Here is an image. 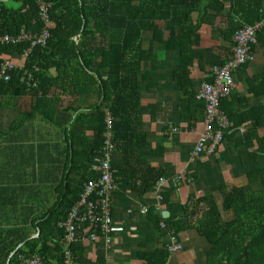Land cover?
I'll use <instances>...</instances> for the list:
<instances>
[{
    "label": "crops",
    "instance_id": "1",
    "mask_svg": "<svg viewBox=\"0 0 264 264\" xmlns=\"http://www.w3.org/2000/svg\"><path fill=\"white\" fill-rule=\"evenodd\" d=\"M225 26L218 22L214 30ZM212 32V28L203 27L195 47V52L204 53L203 69L195 60L190 74L195 96L201 83L208 82L211 69L222 62L210 50L219 45L227 47ZM145 38L147 41L148 36ZM157 50L155 69L146 71L148 80L140 91L137 150L131 153L126 145V150H119L112 159L119 176L111 198L110 248L102 239L92 243L83 236L77 244L81 251L79 264H144L139 254L165 247L169 233L155 226V216L143 215L142 207L153 208L166 219H179L186 227L183 208L190 199L204 197L207 205L214 204L220 210L225 193L248 184L247 175L252 170L248 155L264 136V30L257 36L253 61L234 73L235 88L225 99V108L234 114L222 144L213 155L198 158L193 152L203 130L202 104L194 98L203 115L201 122L190 127L180 121V111L185 108L181 102L183 92L172 78L179 59L176 53ZM61 101L63 107L76 108L77 112H67L57 105L49 120L41 115L27 116L33 105L30 96L0 94V264H9L19 251L25 254L32 247L35 254L46 247L47 256L55 255L53 249L61 235L58 223L62 221L56 220L55 209L69 205L91 171L92 160L85 155L95 146L94 126L83 121L78 127L77 117L96 115L100 101L97 95L86 94ZM167 124L180 131L167 132ZM153 172L162 173L161 192L168 193L174 187L166 202L160 200L158 208L155 189L143 196L137 189L142 183L139 177L152 176ZM177 240L182 250L170 255L166 264H204L209 245L196 231L185 229ZM33 243L37 245L31 247Z\"/></svg>",
    "mask_w": 264,
    "mask_h": 264
},
{
    "label": "trees",
    "instance_id": "2",
    "mask_svg": "<svg viewBox=\"0 0 264 264\" xmlns=\"http://www.w3.org/2000/svg\"><path fill=\"white\" fill-rule=\"evenodd\" d=\"M10 1L13 6L0 1V35L13 36L21 30L30 35L40 33L43 24L38 18L36 0ZM48 2L51 6L48 12L50 37L46 46L34 48L24 62V67L10 72V80L0 84V94L30 96L33 105L27 116L41 115L49 120L56 112L57 105L59 109L67 112H77L76 108L63 107L61 98L69 97L75 100L85 94L97 95L100 101L96 107L97 114L88 116L81 114L77 117L78 127L83 121H86L88 126L92 124L94 126L95 146H92L88 155H85L91 160L98 155L103 144L106 111L113 119L114 154L119 150H126V145L127 151L131 153L137 150L136 126L139 122L140 91L144 82L148 80L146 71L155 69L158 48L161 52L176 53L178 56L179 62L173 69L172 78L178 89L183 92L181 102L185 108L180 111V121L187 122L188 126L192 127L203 119L194 101V84L190 79L195 60H198L200 69L204 66L201 63L204 53L195 52V47L202 38V28H212L214 31L212 34L217 33V38L227 44V47L219 45L213 52L210 50L214 57L218 56L222 61L217 65L219 67L232 58L234 33L244 25H253L264 18L263 0H48ZM218 22L226 26L215 32V24ZM145 35L148 36L147 41L146 38L144 40ZM27 47L26 43L0 45V66L5 60L19 59ZM255 48L256 44L252 46V54ZM25 72L31 74V82L26 81ZM206 81L212 82V69L210 78ZM226 103L227 100H222L220 107L231 121L234 112L227 111ZM248 157L252 166L251 173L247 175L248 184L233 188L227 194L222 191L225 196L220 210L214 204L207 205V199L204 197L192 198L183 208L184 218L188 224L186 227L179 219L171 217L163 219L153 208H149L146 215L155 216L157 228L160 222H163L166 231L177 239L185 229L196 231L209 245L204 253V264H264V136L257 140ZM258 165L260 171L256 170ZM118 172H121L120 168ZM118 176L119 173L115 171V181ZM161 176V172H156L152 176L139 177L142 182L137 188L139 194L143 196L144 192L154 189L156 181ZM93 178L95 174L90 171L83 179V188L87 181ZM83 188L67 207L60 205L56 207L57 221L67 216ZM171 190L168 193L160 192L164 202L167 201ZM62 241L61 232L59 241L53 249L55 255L50 256L49 253L47 256L46 247L40 249L37 254L61 264ZM34 243L29 245L31 247L37 245ZM77 244L73 249L75 263L79 264L81 251L78 250ZM25 254L34 255L35 248L32 247L30 252ZM15 257L16 254L10 259L9 264H12ZM168 258L169 254L165 247L155 249L152 253L139 254V259L144 264H166Z\"/></svg>",
    "mask_w": 264,
    "mask_h": 264
},
{
    "label": "built area",
    "instance_id": "3",
    "mask_svg": "<svg viewBox=\"0 0 264 264\" xmlns=\"http://www.w3.org/2000/svg\"><path fill=\"white\" fill-rule=\"evenodd\" d=\"M36 3L38 18L43 24L40 33L30 35L21 30L13 36L0 35V45L28 44L20 57V63L5 60L1 64L0 84L10 80V72L21 70L24 67V62L29 58L34 48L46 46L50 37L48 12L51 6L48 0H36ZM262 29H264V18L253 25H244L237 30L232 37V58L220 67L212 69V82L201 83L195 99L203 107V130L198 137L193 157L198 158L202 154L213 155L222 144L224 135L230 127V121L221 110V101L227 99L235 88L234 72L241 66L253 61L252 46L257 43V36ZM24 76L26 81L31 82V74L25 72ZM33 86L35 85L33 84ZM112 122V116L109 112H106L103 144L98 155L92 160L90 167L95 174V178L87 181L79 199L74 203L67 216L58 223V228L63 235V248L60 253L61 264H76L73 247L83 236L92 243L102 239L106 248H110L113 233L111 198L116 189L115 170L112 168V159L115 152V145L112 142ZM166 129L167 132L173 134L180 131L178 127L172 124H167ZM163 184L164 180L159 179L154 187L158 202L156 203L157 208L162 199L160 192ZM148 210V207H142L141 213L146 215ZM160 227L166 229L163 222ZM84 231H87L86 235L83 233ZM80 233L83 234L79 236ZM168 236L169 243L165 245V249L170 256L181 251L182 246L172 233ZM14 264H57V262L38 254L28 256L24 253H18Z\"/></svg>",
    "mask_w": 264,
    "mask_h": 264
},
{
    "label": "water",
    "instance_id": "4",
    "mask_svg": "<svg viewBox=\"0 0 264 264\" xmlns=\"http://www.w3.org/2000/svg\"><path fill=\"white\" fill-rule=\"evenodd\" d=\"M84 28H82V31H83ZM167 213V212H166ZM167 216H165L164 214H162V218L163 219H166Z\"/></svg>",
    "mask_w": 264,
    "mask_h": 264
},
{
    "label": "rangeland",
    "instance_id": "5",
    "mask_svg": "<svg viewBox=\"0 0 264 264\" xmlns=\"http://www.w3.org/2000/svg\"><path fill=\"white\" fill-rule=\"evenodd\" d=\"M8 4V3H7ZM9 5L10 6H13L14 4L13 3H9ZM215 67H217V66H214L213 68H215ZM220 67V66H219Z\"/></svg>",
    "mask_w": 264,
    "mask_h": 264
}]
</instances>
